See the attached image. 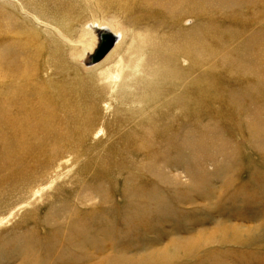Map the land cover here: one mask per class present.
<instances>
[{"label":"rangeland","instance_id":"374dc122","mask_svg":"<svg viewBox=\"0 0 264 264\" xmlns=\"http://www.w3.org/2000/svg\"><path fill=\"white\" fill-rule=\"evenodd\" d=\"M0 264H264V0H0Z\"/></svg>","mask_w":264,"mask_h":264},{"label":"bare ground","instance_id":"6f19581e","mask_svg":"<svg viewBox=\"0 0 264 264\" xmlns=\"http://www.w3.org/2000/svg\"><path fill=\"white\" fill-rule=\"evenodd\" d=\"M191 2H193L194 4L197 2V0H190ZM180 2H181V0H166V5H167V7L168 6H170V9L172 10L173 8H175V6H178L179 4H180ZM175 17H177V15H175ZM101 37H102V35L100 34L99 35V42H98V45H97V48H95V50L93 51V53L95 54L96 53V51H97V49L101 46ZM83 38V37H82ZM85 39V38H84ZM119 40V39H118ZM118 40L116 41L115 40V46H116V44H117V42H118ZM173 43H177V39H174V40H172L171 42H169V45L170 44H173ZM94 46V45H93ZM114 48V44H113V46L111 47V49H113ZM177 49H178V47L177 46H175L174 47V51H171L169 54H170V58L173 56L174 58H178L177 56H176V54H177ZM110 50V49H109ZM109 52V51H108ZM107 52V53H108ZM92 56H93V54H91ZM101 59V58H100ZM172 72H173V74H175V70L174 69H172ZM8 104H10L11 106H17L18 108H19V110H18V112L20 113V114H22L23 113V106H21V104H19V106L16 104V102H15V99L14 98H12V100L11 99H9V102H8ZM36 111L37 110H35V113H36Z\"/></svg>","mask_w":264,"mask_h":264},{"label":"water","instance_id":"95a60500","mask_svg":"<svg viewBox=\"0 0 264 264\" xmlns=\"http://www.w3.org/2000/svg\"><path fill=\"white\" fill-rule=\"evenodd\" d=\"M104 37L107 40L103 41V43H102V47L99 51V57L100 58H102L109 51V49L112 47V45L115 42L114 36L107 35V36H103V38Z\"/></svg>","mask_w":264,"mask_h":264}]
</instances>
